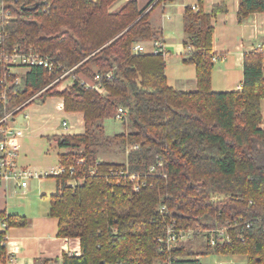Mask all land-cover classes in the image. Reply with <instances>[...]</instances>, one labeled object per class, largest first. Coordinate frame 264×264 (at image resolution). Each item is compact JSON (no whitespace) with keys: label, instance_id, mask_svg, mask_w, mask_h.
I'll list each match as a JSON object with an SVG mask.
<instances>
[{"label":"trees","instance_id":"obj_1","mask_svg":"<svg viewBox=\"0 0 264 264\" xmlns=\"http://www.w3.org/2000/svg\"><path fill=\"white\" fill-rule=\"evenodd\" d=\"M117 1L17 0L5 27L7 47L31 45L58 66L31 67L18 84L0 68V90L6 91L0 119L30 98L18 111L47 97L61 98L65 112L83 119L82 133L50 137L67 151L59 154L65 172L54 176L59 187L49 196V214L57 220V236L78 238L80 245L79 255L63 254L61 264H155L168 255L160 253L158 239L171 219L175 228L194 235L171 250L174 264H199L197 256L210 252L264 264V47L243 54L239 90L212 91L213 19L227 6L220 0L204 12L197 0V11L188 5L182 12V61L195 67L196 89L177 90L166 80L165 53L132 52L134 43L160 37L149 13L163 0L141 8L127 0L112 9ZM256 12H264V0H238V22ZM70 68V86L57 89L64 77L46 88ZM96 74L105 95L80 85L81 78L92 81ZM118 107L126 110L121 122L129 129L106 135L101 123ZM114 148L123 163L99 159ZM71 179L82 182L72 187ZM0 220L7 228L28 224L12 214H0ZM235 221L231 243L203 241L205 230ZM5 233L0 232V264Z\"/></svg>","mask_w":264,"mask_h":264},{"label":"crops","instance_id":"obj_2","mask_svg":"<svg viewBox=\"0 0 264 264\" xmlns=\"http://www.w3.org/2000/svg\"><path fill=\"white\" fill-rule=\"evenodd\" d=\"M125 1L127 0H118L112 6V9L118 7ZM148 1L149 0H136L138 7L140 8L143 7ZM155 1L153 2V4L155 3ZM174 2L175 0H163L161 3L152 8L149 13L150 25L154 29L160 31V37L157 40L161 44V48L165 53V58L170 55V48H174L176 54H181L184 52L183 46L177 45L176 43L173 44L172 42H169V40H165V28L166 26H168L169 23L174 21V16L169 14L167 10L174 4ZM219 2L220 0H202V10L204 12H209L211 7ZM194 5L199 8L197 0H194L190 4V6ZM226 5V12L217 14V16L213 19L214 31L216 29L218 20L226 21V19H230L229 24L234 27V29H237L241 33H245L249 30V38L259 37L261 39V41H259L256 45L253 46H245L243 42H241L232 45V49L226 48L224 50L223 48L222 51L216 50L215 52L213 48L214 52L216 53L215 57H217V60L214 63L222 61L220 64L222 68V70H220L221 73L222 71H229L230 59L228 57H232L233 55H235V66L237 68H240V80L237 84L234 85V88H232V90H223L234 91L240 89L241 82L243 79V54L249 51L250 49H253L257 45H261L262 47H264V12L252 13L248 15L243 21L238 22V0H226ZM185 6L187 5L183 3L181 4V15ZM214 20L216 22H214ZM224 24L226 25L227 22H224ZM147 48L150 50L152 47L149 45L147 46ZM225 51L228 53L227 55ZM234 70L237 69L234 68ZM166 80L168 85L172 87V85H170L168 82L167 76ZM228 83L229 80L227 81L226 86L228 85ZM180 84L181 88H177V90L189 91V88L187 87H191L192 85L195 86V88L193 89L195 90L196 78L190 79V82L188 83L182 80ZM212 86L213 78L211 74V90L218 91L215 89L213 90ZM60 100L62 102L61 98ZM65 114H70L72 117L75 118L71 126H69L68 122L67 127L64 128L62 127L61 122L60 125H56L49 121L41 120L38 124L39 129L37 133L26 134L23 131V136L19 139V150L15 158L16 166L18 168L32 170L28 168V157H33L35 153H41L43 155H46L43 150V144L45 143H47L51 148H54L56 150L58 166H55L56 168L51 167L52 170L57 169L59 167V154L64 153L67 150L63 148H58L56 140L50 137L62 134H80L83 132L84 129L83 119L80 113L65 112ZM25 115L28 114H24V118L28 119L29 116L25 117ZM41 118L46 119L45 115H42ZM26 129L27 126L25 127V130ZM47 149L50 150V148L48 147ZM54 181V188L53 190H51L52 192H50L49 195L54 194L58 190L59 186L55 177ZM18 190H20V192ZM31 190L32 188L30 187V181H28L26 187H19L14 181H0V214H4L5 216L11 214L18 215L26 217L28 219V224L25 226H9L7 229L0 228V232L5 230L8 235L6 249L13 252V254L16 256L18 264H61V257L63 254H69L71 251H78L80 253L79 239L61 238L57 236V220L49 214V199L46 203H29L25 197L26 194L29 193ZM0 222L2 225V220H0ZM35 261H37V263H35Z\"/></svg>","mask_w":264,"mask_h":264},{"label":"rangeland","instance_id":"obj_3","mask_svg":"<svg viewBox=\"0 0 264 264\" xmlns=\"http://www.w3.org/2000/svg\"><path fill=\"white\" fill-rule=\"evenodd\" d=\"M193 1L194 0H175L174 4L170 8H168L167 12H169V14L174 16V21L169 23L168 26H166L165 28L164 32H165L166 41L169 40V42H172L173 44L176 43L177 45L183 46L182 44L183 22H182V15L180 13V8L182 3L186 4L187 6L188 5L190 6V4ZM155 2H157V0ZM229 20L230 19H226V21L218 20L217 22V26L213 33V39H212V49L214 48L215 52L216 50L222 51L223 48L224 50L226 48L232 49V45L241 42H243L245 46H251V45L253 46L256 45L259 41H261L259 37L249 38V34H250L249 30L246 31L245 33H241L237 29H234V27H232L229 24L230 22ZM214 22L216 21L214 20ZM224 22H227V24L225 25ZM174 50H175L174 48H170L169 49L170 55H168L165 58V71L169 84L172 85V88L177 89V88H181L180 83L182 82V80L188 83L190 82V79L195 78V67L191 64H185L182 61L186 51L185 48H184V52L181 54H176ZM227 54L228 53L226 52V55ZM234 56L235 55H233L232 57H228L230 59V66L228 72H223V71L222 73L220 72V70H222L220 65L222 61L213 64L212 88L213 90L214 89L218 90L216 92H223V90H232V88H234V85L237 84L238 81L240 80V74H239L240 68H237L235 66L236 59ZM234 68L237 70H234ZM21 72H24V69H22ZM72 80L71 79L68 80L64 79L63 81L61 80V84L57 87V89H63L66 86H70L73 82ZM228 80L229 83L226 86ZM52 82L48 84L46 88L57 81L53 83ZM187 88H189L188 89L189 91H192L195 88V86L192 85L191 87L188 86ZM60 102L61 100L59 97H47L43 103L33 101L32 103L26 105L23 108V110L19 111L16 114L15 127H19L23 129V131L26 134H30V133H37L39 129L38 124L41 120H46L56 125H60V122L63 119H66L67 122L69 123V126H71L75 118L72 117L70 114H65V112L56 109V105ZM24 114H28L27 115L29 116L28 119L24 118ZM42 115L43 116L45 115L46 119L41 118ZM101 125L104 129V133L109 136H112L113 133L125 131L129 129L121 121H117L114 118L105 119L101 123ZM26 126L27 129L25 130ZM47 147L50 148V150H48ZM43 150L46 153V155H43L41 153H35L33 157H28L29 159L28 168L32 169L33 171L39 174L45 172L49 173L50 171H52V168H56L55 166H58L56 150L54 148H51L47 143L43 144ZM103 158L108 161L117 162V163H123L125 160L124 156L119 151V148H114L109 152L105 151L103 154L100 155L99 159L101 160ZM29 181L32 190L26 194L25 197L26 200L29 203L48 202L50 196L49 194L50 192H52L51 190H53L54 188V183H55L54 177L43 176L40 179L31 178ZM18 191L20 192V190ZM0 228L4 229L3 226L1 225V222H0ZM197 260L199 264H246V258L242 254H216L210 252L209 254H203L197 256Z\"/></svg>","mask_w":264,"mask_h":264},{"label":"built area","instance_id":"obj_4","mask_svg":"<svg viewBox=\"0 0 264 264\" xmlns=\"http://www.w3.org/2000/svg\"><path fill=\"white\" fill-rule=\"evenodd\" d=\"M17 0H0V68L1 71H3V75L6 77H12L13 78V84H18L20 82V76L23 75L27 70H29L31 67H42L47 70H54L57 68L58 64L55 62L54 58L51 55L43 54L38 49L34 48L31 45H23L20 46L19 44H15L11 47H7L6 43V31L5 27L6 24L11 21L13 16V5L14 2ZM192 9L194 11L198 10L197 6H192ZM151 46L152 48L149 50L147 46ZM256 47H260V45H257ZM132 52L135 54L138 53H146V54H153V53H162L164 54L163 49L161 48V44L158 40H150L146 42H137L132 45ZM213 62L217 60V57H213ZM24 69V72H21V70ZM72 71V68L67 69L61 73V75L54 80L53 82L57 81L58 79H62L64 77H67L68 79H73L72 77H69V73ZM262 71L264 72V67L262 68ZM107 79L111 77V73H106L104 75ZM101 76L99 74H96L94 76V79L92 81L81 78L80 79V85L84 86L85 88H91L95 90L97 93L101 95L106 94V90L103 86H101L99 83H95V81H99ZM52 82V83H53ZM2 83V82H1ZM0 96L5 99L6 97V91L0 90ZM34 97V96H33ZM32 97V98H33ZM31 99V98H30ZM30 99L23 102L21 105L17 106L12 111L5 113L4 116L0 119V181L7 182V181H14L19 187H26L28 181L31 178H40L43 176H57L61 175L65 172V168L58 167L57 169H54L50 171L49 173H37L33 170L29 169H21L16 166L15 158L17 156L18 150H19V139L23 136V130L19 127H15L16 123V114L19 112L18 110L26 104ZM56 109L59 111L63 110V104L62 102L58 103L56 105ZM16 111H18L16 113ZM27 117V115H25ZM117 121H121L126 118V110L122 107H118L116 114L113 117ZM62 127H67V121L62 120L61 121ZM136 147V146H135ZM128 150L126 149V152ZM79 160L78 162H80ZM158 166H161V162L157 163ZM69 170H73V167H70ZM155 166H151L149 168V172H155ZM116 174L118 175H127V171H117ZM130 179H135L138 181V177L134 175H130ZM82 182L81 179L74 180L71 179L68 181V184L70 186H75L77 184H80ZM141 185H145V182H136L134 185V189L138 190ZM175 221L174 219H171V221L166 225L165 234L162 238L158 239V243L161 244L159 250L161 254H168L163 259H158L155 264H174V260L176 258H173L169 255L171 250L181 242H185L187 240L193 239V231L192 230H183L178 229L174 227ZM230 223V222H229ZM227 226L223 227H214L205 230L202 233V239L206 244H209L210 246H214L216 244H229L232 241V237L230 236V228L232 226H237L239 223L237 221L230 223ZM238 223V224H237ZM3 228L7 229V224L5 221H2ZM251 222L247 221L245 223V228H250ZM240 240H243V237L240 238ZM8 241V235L5 233L4 240L2 241V244H7ZM69 255H79L78 251H71ZM4 263L3 264H18V261L16 259V256L13 254V252L9 250H5V253L3 255ZM104 264H119V263H104Z\"/></svg>","mask_w":264,"mask_h":264}]
</instances>
